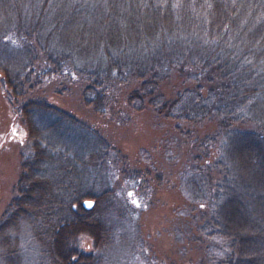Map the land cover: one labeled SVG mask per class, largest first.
<instances>
[{"label": "trees", "instance_id": "trees-1", "mask_svg": "<svg viewBox=\"0 0 264 264\" xmlns=\"http://www.w3.org/2000/svg\"><path fill=\"white\" fill-rule=\"evenodd\" d=\"M0 82L8 100L79 84L99 116L173 123L187 150L175 182L212 263L264 264V0H0ZM14 108L28 148L0 216V264L29 263L24 235L35 264H98L105 220L124 213L116 185L146 198L148 172L44 98Z\"/></svg>", "mask_w": 264, "mask_h": 264}, {"label": "rangeland", "instance_id": "rangeland-1", "mask_svg": "<svg viewBox=\"0 0 264 264\" xmlns=\"http://www.w3.org/2000/svg\"><path fill=\"white\" fill-rule=\"evenodd\" d=\"M45 83L23 97L8 100L0 82V216L15 195L20 153L28 148L25 125L14 107L28 98L41 97L98 129L127 156L133 168L148 172L145 178L152 188L146 198L134 192L130 184L116 185L117 200L124 213L113 212L105 220L112 230L98 264H213L211 256L217 249L214 243L197 235L198 222L192 207L175 182L179 167L186 162L187 150L179 142L185 138L179 140L174 124L150 112L128 110L120 118L99 116L83 104L79 84L58 90V82ZM210 126L203 123L193 128L198 134ZM26 237L24 259L35 264L36 245ZM79 247L92 252V239L80 237Z\"/></svg>", "mask_w": 264, "mask_h": 264}, {"label": "water", "instance_id": "water-1", "mask_svg": "<svg viewBox=\"0 0 264 264\" xmlns=\"http://www.w3.org/2000/svg\"><path fill=\"white\" fill-rule=\"evenodd\" d=\"M86 202H91V203L93 204V201L90 200V199H87V200L83 201V203H82V205H83L86 209H90V208H88V207L85 206ZM91 208H92V207H91Z\"/></svg>", "mask_w": 264, "mask_h": 264}, {"label": "snow or ice", "instance_id": "snow-or-ice-1", "mask_svg": "<svg viewBox=\"0 0 264 264\" xmlns=\"http://www.w3.org/2000/svg\"><path fill=\"white\" fill-rule=\"evenodd\" d=\"M85 206L88 208H91V207H93V204L91 202H86Z\"/></svg>", "mask_w": 264, "mask_h": 264}]
</instances>
